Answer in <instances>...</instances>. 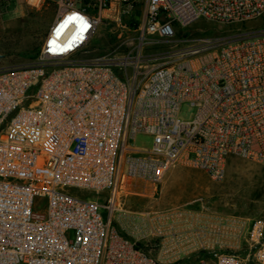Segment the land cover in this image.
<instances>
[{"label": "built area", "instance_id": "built-area-1", "mask_svg": "<svg viewBox=\"0 0 264 264\" xmlns=\"http://www.w3.org/2000/svg\"><path fill=\"white\" fill-rule=\"evenodd\" d=\"M36 1L55 8L38 60L0 67V264H172L201 252L211 263L197 264H264L262 221L125 209L176 165L214 182L231 157L264 166V31L176 39L202 22H254L264 0ZM142 1L136 36L122 40L121 16ZM108 22L121 42L92 55ZM186 103L190 122L178 117ZM139 134L150 148L134 146Z\"/></svg>", "mask_w": 264, "mask_h": 264}, {"label": "rangeland", "instance_id": "rangeland-1", "mask_svg": "<svg viewBox=\"0 0 264 264\" xmlns=\"http://www.w3.org/2000/svg\"><path fill=\"white\" fill-rule=\"evenodd\" d=\"M143 16V1L138 7L129 9L121 16V22L131 29L122 34V40L136 36L135 31ZM54 18L55 8L44 1L0 3V67H23L36 62ZM187 31L190 36H186ZM257 31H264V16L254 22L231 27L205 22L194 24L178 29L176 39L240 38ZM120 35L121 31L115 22L105 23L91 40L90 53L103 54L112 49L121 42ZM168 46L169 44L161 45L150 52L164 51ZM195 115V107L186 103L181 106L178 117L182 121L190 122ZM132 143L137 148H150L153 138L139 134ZM125 209L140 213L169 209L187 210L192 215V222L200 218L209 225L229 218H241L248 224L256 220L264 222V166L231 157L225 179L214 182L202 170L176 165L168 171L160 186L143 184L136 195L126 200ZM102 215L107 220L108 212L102 211ZM156 243L150 242L154 257ZM199 255L194 253L172 264H197L200 261ZM204 260L211 263L209 257Z\"/></svg>", "mask_w": 264, "mask_h": 264}, {"label": "trees", "instance_id": "trees-1", "mask_svg": "<svg viewBox=\"0 0 264 264\" xmlns=\"http://www.w3.org/2000/svg\"><path fill=\"white\" fill-rule=\"evenodd\" d=\"M185 33H186V36H190V34L188 33V31L185 32ZM206 258H208V256L206 254H204V253L201 252L200 255H199V260L206 259Z\"/></svg>", "mask_w": 264, "mask_h": 264}]
</instances>
